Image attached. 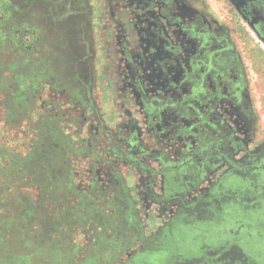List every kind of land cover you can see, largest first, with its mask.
Instances as JSON below:
<instances>
[{
	"label": "flooded vegetation",
	"instance_id": "flooded-vegetation-1",
	"mask_svg": "<svg viewBox=\"0 0 264 264\" xmlns=\"http://www.w3.org/2000/svg\"><path fill=\"white\" fill-rule=\"evenodd\" d=\"M69 1L87 52L76 63L68 54V69L43 82L50 101L40 107L58 109L88 148L80 180L123 195V264L134 253L140 264H264V224L234 217L197 256H151L177 226L230 204L262 208L264 0ZM79 71L90 76L82 84Z\"/></svg>",
	"mask_w": 264,
	"mask_h": 264
},
{
	"label": "trees",
	"instance_id": "trees-1",
	"mask_svg": "<svg viewBox=\"0 0 264 264\" xmlns=\"http://www.w3.org/2000/svg\"><path fill=\"white\" fill-rule=\"evenodd\" d=\"M13 8L0 0V264H123V195L76 179L88 148L41 117L32 134L15 131L32 59Z\"/></svg>",
	"mask_w": 264,
	"mask_h": 264
},
{
	"label": "rangeland",
	"instance_id": "rangeland-1",
	"mask_svg": "<svg viewBox=\"0 0 264 264\" xmlns=\"http://www.w3.org/2000/svg\"><path fill=\"white\" fill-rule=\"evenodd\" d=\"M9 1L14 7L11 13L17 19L16 34L23 36L27 46L32 47L28 55L32 61L30 62V66H24L23 70L27 77L24 82L28 87L27 100L29 111L24 113V119H19L15 126V131L32 134L34 126L36 127V121L40 120L41 117L45 119L41 124L44 128L48 126H52V128L54 127L55 129L59 128L63 133L72 135V140L77 143L76 139H79V135L74 130V124L64 121V117H62L58 109H52L51 106L48 109L40 107L42 104L41 102L45 100L46 102L47 100L50 101L46 96V89L43 90L41 98L39 95L45 80H53L55 83L59 78L57 77L58 72L63 73L65 69H68L66 65L69 64V62L64 61V63H62L64 59H67L68 54L76 63V60L87 52V48H80L77 36L75 37L74 34V31L77 29L76 23L78 21L76 12L73 10L75 6H73L69 0ZM26 30H30L33 34L28 35V33H25ZM33 49H36V54L33 52ZM33 60L34 63H32ZM45 63H48L47 70H50L48 75H44ZM70 73L67 76L68 79L73 78V75H70ZM95 74L96 73L91 74V77L97 79ZM74 76L80 80L81 84L84 83L85 77L87 79L90 77H88V74L81 71H79V75L75 74ZM78 95H80V92ZM104 95L113 98V89L108 92L107 88V95ZM76 98L82 100L83 96L80 95ZM102 108V111H108L109 109L108 106L103 105ZM47 116H49L48 122L46 121ZM83 166L87 165L84 164ZM83 169L84 167H78L77 169L76 179L79 185H85L84 182L86 178H84V180H80L79 178L80 170ZM225 183L232 186H239L242 184L239 178L230 176L225 178ZM233 217L239 218L246 224L252 222L264 224V202L262 203L261 210L252 215L249 211L230 204L225 207L224 215L222 214L219 218L214 216L203 223L193 222L195 224L183 226L182 228L177 226L171 232H167L168 236L161 237L160 240H158V242L161 241L158 245L159 253H152L151 256H155L158 259L160 253L169 254L171 250H176L181 256L185 257L197 256L200 253L199 244L205 239L208 242L217 243L226 237V235L222 233V230L230 223ZM218 231H220L219 235H217ZM205 233L206 237L204 238L203 235ZM241 233L239 241L248 249L250 246L249 233ZM143 254V256H147L146 251Z\"/></svg>",
	"mask_w": 264,
	"mask_h": 264
}]
</instances>
